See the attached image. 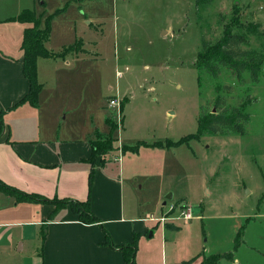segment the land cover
<instances>
[{
  "label": "rangeland",
  "instance_id": "rangeland-1",
  "mask_svg": "<svg viewBox=\"0 0 264 264\" xmlns=\"http://www.w3.org/2000/svg\"><path fill=\"white\" fill-rule=\"evenodd\" d=\"M7 1L10 12L33 5L41 11L40 26H48L47 45L54 49L73 44L77 36H90L83 31L92 22L91 35L97 43L90 48L96 54L85 65L95 67V101L108 106V98L115 96L119 105L109 108V118L116 123L114 116L120 111L121 120L111 138L118 144L136 143L134 149L114 148L112 143V149L98 155L102 159L134 151L139 141L169 147L166 140L196 134L200 109L213 113L216 95H222L226 105L245 103L250 118L243 135L205 133L185 138L169 150L140 148L135 155L120 157V163H125V176L136 179L139 201L155 219L167 208L161 203L171 192L166 204L204 207L199 218L194 216L179 231L162 233L158 228L147 235L143 249L151 254L149 264H161L162 257L167 262L186 259L195 253L196 244H206L215 253L228 251L233 231L242 225L245 231L249 222L236 264H264V75L252 83L244 73L240 83L229 70L211 78L195 67L200 39L217 41L235 15L240 27L234 31L246 41L240 47L264 49V38L244 27L256 21L264 28V0ZM81 45L78 39L70 48L82 50ZM57 63L64 67L60 59ZM44 70L47 74L48 66ZM117 71L122 77L116 76ZM53 79L48 77V85L55 84ZM99 124L103 134L110 133L106 122ZM5 199L0 195V201ZM0 208L14 211L11 201L0 203ZM25 227H12L11 232L15 236L23 228L26 246L18 251L13 244L12 251L0 254V264L32 259L33 226ZM4 245L2 238L0 247Z\"/></svg>",
  "mask_w": 264,
  "mask_h": 264
},
{
  "label": "crops",
  "instance_id": "crops-1",
  "mask_svg": "<svg viewBox=\"0 0 264 264\" xmlns=\"http://www.w3.org/2000/svg\"><path fill=\"white\" fill-rule=\"evenodd\" d=\"M5 1L0 0V182L20 193L87 201L98 220L93 223L80 221L69 205L60 208L50 220L48 217L55 210L53 203L18 200L17 195L0 191V195L12 199L0 201L1 205L11 201L14 206V211L0 208V240L4 238L5 241L0 254L12 251L13 244L18 251L26 246L25 230L22 228L13 236L12 227L33 226L32 259L23 264H126L122 251L106 243V234L115 245H126L135 239L133 264H149L151 254L143 249L148 236L158 228L162 233L179 231L181 225H187L194 216L199 218L204 207L195 206L193 217L187 221L177 220L165 225L151 220L155 217L139 201L134 186L136 179L132 175L125 176V163H120V157L127 156L126 153L135 155L140 148L169 150L172 145L158 147L141 141L142 145L134 151L118 152L109 159L99 156L91 159L92 143L98 138L112 136L111 132L103 134L100 131V120L102 125L106 122L109 127L110 107L95 101V67L85 65L96 54L90 48L97 43L91 35L92 22L86 21L88 25L83 31L90 36L76 37V41H81L82 50L65 51L76 41L54 49L47 45L50 36L46 40L45 48L53 55L36 59V76L41 87L32 105L23 100L29 93L30 83L23 73L21 46L24 29L31 24L12 18L23 9L33 7L41 24V11L33 5L20 6L17 12H10V2ZM59 59L64 67H59ZM45 66L49 69L47 74ZM49 76L54 78L52 86L47 83ZM113 143L114 148L136 145L118 144L115 139ZM246 219L249 222L251 217ZM249 224L233 259L221 258L217 264H236V254L245 244ZM236 231L232 233L231 248ZM193 249L195 253H189L186 259L167 262L162 257L161 264H180L192 257L194 260L189 264H200L204 256L227 252L213 253L206 244H196Z\"/></svg>",
  "mask_w": 264,
  "mask_h": 264
},
{
  "label": "trees",
  "instance_id": "trees-1",
  "mask_svg": "<svg viewBox=\"0 0 264 264\" xmlns=\"http://www.w3.org/2000/svg\"><path fill=\"white\" fill-rule=\"evenodd\" d=\"M199 2V0H197ZM232 10L236 11L232 7ZM13 20H19L21 22H26L31 24L30 27L24 29L23 39H22V49H23V73L28 78L30 87L29 93L23 99L28 101L30 104L36 102L41 84L37 80L36 76V59L38 57L52 56L47 48H45L44 43L48 40L50 36V30L48 26L44 28L40 26V18L36 16L35 9L32 7L30 9H23L18 13ZM48 20V19H47ZM245 31L264 38V28L261 23L247 22ZM240 23L237 15L233 16L229 23H226L222 31V36L217 38L215 42L209 44L208 41L201 38L200 47L197 51V58L195 62L196 70L199 74L205 73L211 78H216L220 75L223 69L232 72L235 79L242 83L244 80L243 74L247 73L250 82L257 83L259 77L264 75V50H253L245 49L240 47L241 43L245 41L243 34H238L234 31L235 28H239ZM246 42V41H245ZM70 45L65 51L72 48ZM261 72H263L261 74ZM213 107L215 111L213 113L203 110L198 113V126L197 133L191 134L185 138L196 137L199 138L200 135L205 133L210 134H236L243 135L245 132V125L249 121L250 115L243 109L245 103L239 105H226L225 99L222 95H216L214 97ZM116 127V123L109 120L110 132ZM185 138L177 141L167 140L169 145H178L180 142L184 141ZM114 139L111 135L107 139H96L92 143V155L91 159H95L99 154L106 149H112V143ZM142 142L139 141L138 145ZM155 144H152L154 146ZM134 149V148H132ZM136 150V149H135ZM102 159V158H101ZM0 191L9 192L17 195L18 200H29V201H43L45 203H53L55 205V210L50 214L48 219L52 220L55 214L60 208L69 205L72 210L78 215L80 221L87 223L97 222L98 219L94 217L90 209L88 208L87 201H77L70 198L48 199L39 195H32L23 192H18L16 189L4 185L0 182ZM244 226H240L236 231V235L233 240L232 250L227 252H222L218 254H210L204 256L200 264H217L218 260L224 258L231 261L233 255L237 250L238 246L242 243ZM106 243L112 247L119 248L125 257L126 264H133V257L135 255L136 241L128 242L126 245H115L112 244L108 235H105ZM194 258H189L186 261L180 262V264H189Z\"/></svg>",
  "mask_w": 264,
  "mask_h": 264
},
{
  "label": "built area",
  "instance_id": "built-area-1",
  "mask_svg": "<svg viewBox=\"0 0 264 264\" xmlns=\"http://www.w3.org/2000/svg\"><path fill=\"white\" fill-rule=\"evenodd\" d=\"M117 77H121L122 73L117 71L116 72ZM108 107L118 106L119 103L115 96H110L108 98ZM116 119V125L117 127L120 125L121 120V112L118 111L116 115L114 116ZM163 206H166L167 208L162 211L161 216L157 219L151 218V220H155L156 222L160 223H174L177 220L187 221L188 219L192 218L194 215L195 206H191L189 203H181V205L175 206L174 204H164Z\"/></svg>",
  "mask_w": 264,
  "mask_h": 264
},
{
  "label": "water",
  "instance_id": "water-1",
  "mask_svg": "<svg viewBox=\"0 0 264 264\" xmlns=\"http://www.w3.org/2000/svg\"><path fill=\"white\" fill-rule=\"evenodd\" d=\"M171 197H172V192H171V193H168V194L165 196V200L163 201V204H165L166 200H171Z\"/></svg>",
  "mask_w": 264,
  "mask_h": 264
},
{
  "label": "bare ground",
  "instance_id": "bare-ground-1",
  "mask_svg": "<svg viewBox=\"0 0 264 264\" xmlns=\"http://www.w3.org/2000/svg\"><path fill=\"white\" fill-rule=\"evenodd\" d=\"M166 203V202H165Z\"/></svg>",
  "mask_w": 264,
  "mask_h": 264
}]
</instances>
